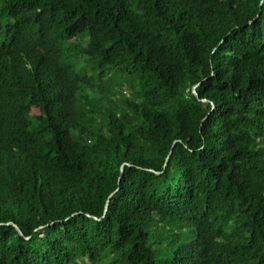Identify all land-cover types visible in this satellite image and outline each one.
<instances>
[{"label": "trees", "instance_id": "1", "mask_svg": "<svg viewBox=\"0 0 264 264\" xmlns=\"http://www.w3.org/2000/svg\"><path fill=\"white\" fill-rule=\"evenodd\" d=\"M0 264H264V0H0Z\"/></svg>", "mask_w": 264, "mask_h": 264}, {"label": "rangeland", "instance_id": "2", "mask_svg": "<svg viewBox=\"0 0 264 264\" xmlns=\"http://www.w3.org/2000/svg\"><path fill=\"white\" fill-rule=\"evenodd\" d=\"M121 90H122V92H123L125 95H129V90H128V88L123 87Z\"/></svg>", "mask_w": 264, "mask_h": 264}, {"label": "water", "instance_id": "3", "mask_svg": "<svg viewBox=\"0 0 264 264\" xmlns=\"http://www.w3.org/2000/svg\"><path fill=\"white\" fill-rule=\"evenodd\" d=\"M197 85H198V84L194 85V87H193V92H194V93H196V87H197ZM122 169H123V168H122ZM20 233H21V231H20Z\"/></svg>", "mask_w": 264, "mask_h": 264}]
</instances>
